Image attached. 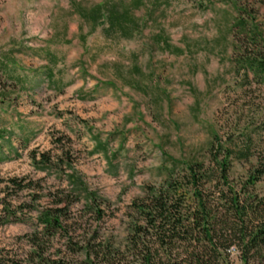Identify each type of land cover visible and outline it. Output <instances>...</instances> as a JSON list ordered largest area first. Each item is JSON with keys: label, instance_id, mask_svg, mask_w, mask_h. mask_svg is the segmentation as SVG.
Here are the masks:
<instances>
[{"label": "rangeland", "instance_id": "rangeland-1", "mask_svg": "<svg viewBox=\"0 0 264 264\" xmlns=\"http://www.w3.org/2000/svg\"><path fill=\"white\" fill-rule=\"evenodd\" d=\"M239 7L264 27V0H0V213L5 204L14 213L0 224L4 254L37 264L38 217L65 205L57 200L73 189L74 173L84 190L67 232L44 237L46 255L86 264V244L109 242L114 254L93 255L94 264H142L127 247L139 218L132 203L172 178L191 215L188 167L203 163L216 178L204 198L225 222L219 237L232 242L213 264H264V245L246 253L241 243V227L250 235L264 220V173L250 180L264 169V83L235 72ZM42 152L54 164L41 167ZM66 156L71 165L58 166ZM217 156L228 157L234 190ZM91 191L101 217L87 205ZM235 196L258 212L236 214ZM186 246L178 240L157 264L185 257Z\"/></svg>", "mask_w": 264, "mask_h": 264}, {"label": "trees", "instance_id": "trees-1", "mask_svg": "<svg viewBox=\"0 0 264 264\" xmlns=\"http://www.w3.org/2000/svg\"><path fill=\"white\" fill-rule=\"evenodd\" d=\"M238 11L239 14L232 27L235 40L232 62L235 65V72L237 75L243 76L246 81L255 80L264 83V27L254 19V11L241 7L238 8ZM36 156L35 153L32 158L37 160ZM66 158L65 160L63 157H58L60 161L57 163L58 166H62L64 162L70 166L72 159L68 156ZM214 159L220 168L221 178L228 185L226 174L228 157L225 156L220 160L217 156ZM36 162L43 168L54 164L52 157L44 152L40 153V159ZM188 173L189 187L191 186V190H193L192 195L195 202V208L191 215L186 217L181 210L184 200L187 199V194L182 191L184 186L172 178L166 180L160 187L151 188L147 197L132 203L139 218L133 219L129 225L127 247L130 254L137 257L142 264H157V256L160 255V252H168L171 257L173 247L178 240L187 244L186 252L188 254L179 259L175 257V259L173 258L174 262L170 263L169 260L167 264H213L216 257L220 256L223 259L228 254L232 242L219 237L222 233L216 225L217 222L220 224L225 222L219 221V217L213 212L211 205L203 195V187L206 183L216 179L215 173L207 171L203 163L189 165ZM263 173V167L256 170V173L250 177L251 182L254 184ZM68 178L73 189L57 200L58 204L64 203L65 205L45 208L38 217L40 229L33 236L34 251L32 256V260H36L37 264H76L62 257L53 259L47 256L49 244L46 240L44 241L47 238L50 242V239L57 234L67 232L66 223L70 207L81 197L83 183L80 178L74 173L69 174ZM10 180L18 188L25 187L17 178ZM228 188L234 190L231 185H228ZM99 200L100 197L96 192L91 191L87 194L88 207L94 209L101 217L103 213H101ZM4 203L0 199V204ZM232 208L242 218L244 215H249L250 212H258L256 207L249 206V204L241 205L236 196L232 198ZM4 212L3 214L6 215L0 213V224L9 223L11 221L9 217L11 214L14 215L12 209L6 204ZM16 220L20 219L16 218ZM246 230L247 226H242L240 229L241 243L246 253L264 245V220L253 224L250 235L245 233ZM147 238L152 242L149 243ZM190 248L192 249L190 250ZM120 250L119 247L117 251ZM84 251L86 252L84 260L86 264H94L93 255L94 258L99 259L101 256L109 258L108 255L114 254L109 242L100 243L96 249L88 243L84 246ZM0 264H30V257L27 260L17 259L4 254L0 249Z\"/></svg>", "mask_w": 264, "mask_h": 264}]
</instances>
